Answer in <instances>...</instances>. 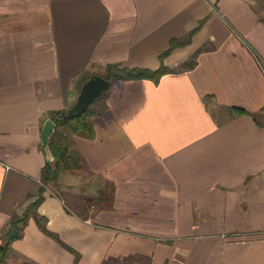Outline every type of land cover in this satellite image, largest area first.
<instances>
[{
	"label": "crops",
	"instance_id": "obj_1",
	"mask_svg": "<svg viewBox=\"0 0 264 264\" xmlns=\"http://www.w3.org/2000/svg\"><path fill=\"white\" fill-rule=\"evenodd\" d=\"M262 1L0 0L5 264H264ZM163 64L112 84L95 138L74 137L85 169L42 193L51 115L111 66Z\"/></svg>",
	"mask_w": 264,
	"mask_h": 264
},
{
	"label": "trees",
	"instance_id": "obj_2",
	"mask_svg": "<svg viewBox=\"0 0 264 264\" xmlns=\"http://www.w3.org/2000/svg\"><path fill=\"white\" fill-rule=\"evenodd\" d=\"M191 43L190 38L182 42L175 41L172 46L185 47ZM167 56V55H165ZM164 59V57H163ZM194 62V61H193ZM190 65L187 69L192 68ZM264 66V63H263ZM110 74L105 77L112 84L115 81L126 80H141L151 79L158 84L162 77L170 72V69L164 64L158 71H150L146 69H126L119 66H111ZM107 110V105L104 102V98L96 100L87 110V112L81 117L73 119H64L62 113H53L52 119L56 122L57 128L53 134L50 142L51 150L53 152L55 162L48 163L43 171L42 183L44 189L42 193L48 191V187L51 184L57 185L60 176L63 173H79L86 167V162L82 154L75 149L74 137L81 136L88 139L95 138V120L101 117ZM234 116L247 115V111L244 109H233ZM43 197L34 205L36 211L43 201ZM39 226L41 229L51 237L58 239V236L48 231L46 227L45 219L37 217ZM26 224V220L24 221ZM11 247L8 244L5 247L0 248V264H5L9 258ZM151 264V259L141 257L139 260L137 257H111L108 258L104 264Z\"/></svg>",
	"mask_w": 264,
	"mask_h": 264
},
{
	"label": "water",
	"instance_id": "obj_3",
	"mask_svg": "<svg viewBox=\"0 0 264 264\" xmlns=\"http://www.w3.org/2000/svg\"><path fill=\"white\" fill-rule=\"evenodd\" d=\"M112 86V82L103 76L93 75L81 87L80 95L76 104L63 113L64 119H73L84 115L89 107L98 99H100L105 93L109 92ZM57 124L53 119H49L45 122L42 133L41 143L45 150L47 162L54 163L55 158L51 150L50 142ZM15 230L12 229L9 233L10 238H14Z\"/></svg>",
	"mask_w": 264,
	"mask_h": 264
},
{
	"label": "rangeland",
	"instance_id": "obj_4",
	"mask_svg": "<svg viewBox=\"0 0 264 264\" xmlns=\"http://www.w3.org/2000/svg\"><path fill=\"white\" fill-rule=\"evenodd\" d=\"M262 2H264V1H262ZM135 264V263H134Z\"/></svg>",
	"mask_w": 264,
	"mask_h": 264
}]
</instances>
